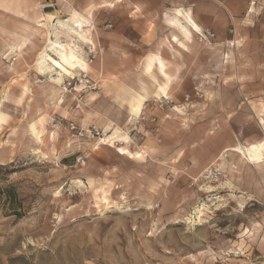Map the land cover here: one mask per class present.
I'll use <instances>...</instances> for the list:
<instances>
[{"label":"rangeland","instance_id":"rangeland-1","mask_svg":"<svg viewBox=\"0 0 264 264\" xmlns=\"http://www.w3.org/2000/svg\"><path fill=\"white\" fill-rule=\"evenodd\" d=\"M18 1L25 15L0 6V49L23 24L34 25L42 5L67 16L61 0ZM71 1L78 9L88 2ZM111 1L94 14L97 53L84 48L92 70L67 76L64 103L45 116L50 76L35 64L44 40L31 37L23 55L0 58V95L8 93L0 264H264V165L239 163L234 173L218 166L224 148L264 135V0H226L228 10L209 0L225 13L199 10L215 38L201 42L196 33L189 49L174 44V55L164 45L175 76L170 98H151L131 123L136 88L148 80L142 65L164 39L163 14L175 0H149L151 12L136 7L139 0ZM29 128L47 129L42 145ZM123 130L132 138L127 148L146 150L142 161L99 138L107 131L123 139Z\"/></svg>","mask_w":264,"mask_h":264},{"label":"bare ground","instance_id":"bare-ground-1","mask_svg":"<svg viewBox=\"0 0 264 264\" xmlns=\"http://www.w3.org/2000/svg\"><path fill=\"white\" fill-rule=\"evenodd\" d=\"M96 7V5L91 4L89 10L86 13V16L88 18H93V12L94 10H96ZM44 8L45 21H42L41 24L39 22L40 27H32L30 31H28V36L11 34L10 39L5 43L4 49H0V58H6V53L10 50L16 52L19 51L20 54L25 53V46L29 43H32L31 37L40 35L44 40V45L39 50L35 63L36 70L39 74L50 76V81L42 86V96L46 106V108H44L43 116L46 115L49 108H57L64 103L65 95L68 91L65 86V79L67 76L76 75V68H78L79 70H92L90 63L84 58L87 55V51L85 52L84 48L90 46L92 52H95L97 50V43L93 36L96 29L94 24L85 25L78 20L76 22H72L69 18L59 16L56 8L53 5H45ZM176 11V14L168 19L166 26L168 31L164 36V39L161 41L157 52L152 55L153 58L157 59L160 64H162L161 58L164 45L169 47V49L173 52V55L176 51L174 44H176L182 50L189 49V46L194 42L195 30H197V28L199 27L196 21L191 16L185 13V10L183 8H179ZM77 16L84 15L80 14L79 12H74V17L77 18ZM234 44L237 45L238 42L235 41ZM176 52L179 53L178 51ZM61 56L68 57L69 62L65 63L61 59ZM73 56L76 57V67L71 66ZM49 57L51 59H49ZM53 61H55L56 63H53ZM142 70L145 73L149 74V76L156 82L157 78L153 73L152 59L146 60V62L142 65ZM68 73H71V75H69ZM136 90L137 95H135L134 99L131 102L129 110L127 111L128 120L132 116H134L131 119V122H134L142 115L147 100H150L153 97L159 98L163 94L167 95L168 78L166 77V82L164 84H159L156 89H152L141 84L136 88ZM24 91V97L26 98V107H28L32 97L34 96L33 90L32 87L28 85L25 87ZM163 97L170 98V96ZM7 99L8 93L5 88L0 95V133L1 128L6 123L5 103ZM110 121L113 122L112 120ZM114 123L115 125H118L116 122H113V124ZM260 124H264V118H261ZM262 128L264 127L262 126ZM29 131L34 142L38 143L39 145H42L44 143V136L48 132L46 128H42L40 130L29 128ZM109 133L110 132L104 131L103 135L99 138L101 140L107 138L108 141L113 139L112 141H114L115 145H117L116 143L120 144V146L122 147L117 148V150L121 155L127 156L131 159H137L139 161H142L144 159L146 150L135 152H132L130 150L132 138L129 132L123 130V133L125 135L123 139L113 138L112 135H108ZM48 137L55 141L57 132L50 131ZM262 146H264V135L261 139L254 142H248L244 144L239 143L234 146L226 147L218 157V160L221 161L218 166H220V169L227 168L229 170V173L238 171V167L236 165L239 163H247L250 167H260L264 165V147ZM121 149H123V151H121ZM33 150V152H42L40 148H34ZM228 155L237 156V161L230 162L228 159ZM228 182L231 183V181L229 180ZM80 183H82V181H80ZM151 189L153 190L154 186H151ZM208 191L210 192L211 190ZM196 212L200 214L202 213L200 206L197 207Z\"/></svg>","mask_w":264,"mask_h":264},{"label":"crops","instance_id":"crops-1","mask_svg":"<svg viewBox=\"0 0 264 264\" xmlns=\"http://www.w3.org/2000/svg\"><path fill=\"white\" fill-rule=\"evenodd\" d=\"M38 1H40V0H37L36 2H38ZM61 1L63 2L64 8H65L64 10H66V12H67V16L65 18H69L72 22H76L78 20V21L82 22L85 25H91V24L93 25L94 24V15H93V18H88L86 16V13L89 10L91 4H94V5L97 6L95 8L96 10H94L93 14H95L96 11H98L99 9H104V8H107V7H114L115 6V3L113 1H111V0H88L86 5L82 9H78L76 7V5H74V3H72L71 0H61ZM117 1H122V0H117ZM177 1L178 0H175L174 3H173V4H175V6L171 3V8L170 9H171V11H173L172 13L165 12L163 14L165 26H167L168 19L170 17H173L176 14V12H177L176 10H178L179 8H183L185 10V13L187 15L191 16L196 21V23L198 24L199 31L195 30V34L202 30V25H204V26L210 25L209 20H205L203 15H201L199 13V10L209 9V11L210 10L212 11V14H215L216 16L217 15L218 16L221 15V16L225 17V13L223 12L222 8L219 7L216 3L214 4L213 2H209V0H180L182 3L179 2V1H178L179 3H176ZM215 1L217 3H219V5H222L225 9L228 10V7L224 3L226 0H215ZM13 4H14V10L18 14L25 15L24 14V10L21 8L18 0H0V6L6 8V9L12 8ZM44 6L45 5H42V7H44ZM38 7H40V5ZM136 7H138L141 10H143L144 12H151L152 11V5H151L149 0H143V1L139 0V2L137 3ZM250 8H251L250 9L251 12L254 11V9H255L254 5L250 6ZM154 11H157V10L154 9ZM57 12H58L59 16H62V15H60V12L58 10H57ZM74 12H79L80 14H83L84 16H77V18H75L74 17ZM42 21H45V15H44L43 11H41V13H39L37 15V17L35 19H33L32 23L34 25L23 24V28L22 29H23L24 33H17L16 32V33H12V34L28 36V31H30V29L32 27H40L39 25L42 23ZM39 22H40V24H39ZM93 36H94V39H95V32H94ZM35 38L42 39L40 35H36ZM240 40H242V39H235L234 41H230V42L233 45H235L234 42L235 41L239 42ZM237 46H238V44H237ZM12 52H14V51H12V50L8 51L6 53V55H7L6 57H8V54L12 53ZM231 54H232V52H231ZM84 58L86 59V57H84ZM226 58H227V62L226 63H228L230 61L231 62L234 61V58H232L230 56V54H227ZM145 59L146 60L152 59V62H153V73H154V75H155V77L157 78L158 81L156 80V82H155V80L152 79L149 76V74L145 73L142 70V74L145 77H147V79H148L147 81H145L147 83H144L143 85H145V86H147L149 88H152V89H156L159 84H164L166 82V77H167L168 78V90H167L168 92H167V95L163 94L159 98H161L163 96H170L169 95V91H170V87H171V85H172V83H173V81L175 79V76L169 72V61L162 56L161 62L163 64V71H161V64L157 61V59L153 58L152 52H150V54L148 53L146 55ZM77 69L78 68H76V71H77ZM130 122H131V120L129 119L128 123H130Z\"/></svg>","mask_w":264,"mask_h":264},{"label":"built area","instance_id":"built-area-1","mask_svg":"<svg viewBox=\"0 0 264 264\" xmlns=\"http://www.w3.org/2000/svg\"><path fill=\"white\" fill-rule=\"evenodd\" d=\"M232 32H234V30H232ZM197 35H198V39L202 42V41H209V40H211V39H213V38H215V33L211 30V29H209V28H204V29H202L200 32H198L197 33ZM145 109V108H144ZM143 115V114H142ZM141 115V116H142ZM145 115V114H144ZM146 118V116H143V119H145ZM75 127L73 126V129H74Z\"/></svg>","mask_w":264,"mask_h":264},{"label":"snow or ice","instance_id":"snow-or-ice-1","mask_svg":"<svg viewBox=\"0 0 264 264\" xmlns=\"http://www.w3.org/2000/svg\"><path fill=\"white\" fill-rule=\"evenodd\" d=\"M197 31H199L198 28H197ZM49 59H51V58L49 57ZM61 59H62L65 63H68V62H69V61H68V57L61 56ZM75 61H76V57L73 56V57H72V64H71L72 67H76V63H75ZM53 63H56V62L53 61ZM161 71H163V64H161ZM68 74L71 75V73H68ZM262 147H264V146H262ZM121 151H123V149H121Z\"/></svg>","mask_w":264,"mask_h":264}]
</instances>
